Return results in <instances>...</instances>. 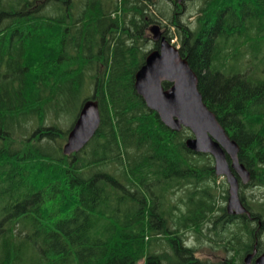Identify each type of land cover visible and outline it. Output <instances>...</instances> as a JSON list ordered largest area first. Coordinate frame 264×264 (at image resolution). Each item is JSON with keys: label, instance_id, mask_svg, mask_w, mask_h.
<instances>
[{"label": "trees", "instance_id": "trees-1", "mask_svg": "<svg viewBox=\"0 0 264 264\" xmlns=\"http://www.w3.org/2000/svg\"><path fill=\"white\" fill-rule=\"evenodd\" d=\"M194 1L0 0V264H206L201 246L243 264L254 251L264 197L244 187L251 217L229 216L212 156L135 89L159 24L264 188V0H197L186 14ZM91 98L96 136L65 155Z\"/></svg>", "mask_w": 264, "mask_h": 264}, {"label": "water", "instance_id": "water-1", "mask_svg": "<svg viewBox=\"0 0 264 264\" xmlns=\"http://www.w3.org/2000/svg\"><path fill=\"white\" fill-rule=\"evenodd\" d=\"M148 31L159 47L149 53L135 76L137 93L149 109L157 112L167 127L174 131H181L185 127L192 132L193 137L186 142L190 150L213 157L216 175L226 177L229 185L228 214L250 216L239 191L240 180L248 184L251 173L239 160L238 143L231 139L217 115L204 102L199 90V78L179 49L163 36L159 25H152ZM164 83L171 86L165 89ZM100 124L99 103L95 99L87 100L68 135L63 147L64 154L71 155L85 148L96 135ZM255 255L256 249L245 258V264H252ZM256 264H264V253Z\"/></svg>", "mask_w": 264, "mask_h": 264}, {"label": "rangeland", "instance_id": "rangeland-1", "mask_svg": "<svg viewBox=\"0 0 264 264\" xmlns=\"http://www.w3.org/2000/svg\"><path fill=\"white\" fill-rule=\"evenodd\" d=\"M193 2H191L192 4ZM191 4H188L189 6L187 7L188 10H187V13L186 14H194L196 13L197 11V5L199 4L197 2V0L194 1V3L191 5ZM176 39V37H175ZM178 45V39H176L175 41ZM179 46V45H178ZM74 117H73V114H70L69 116V120H67L66 122V125H65V129H69L71 124H72V121H73ZM224 181H226V179L222 178ZM222 180V181H223ZM225 189H228V184L226 182V188ZM244 191H245V194L246 196L249 198V197H255V198H262L264 197V188H258V187H245L244 188ZM225 206H226V203H225ZM262 238L264 240V233L262 235ZM193 240V238H192ZM195 242V241H194ZM198 256L200 257V259L203 261V262H206V264H220L221 261H224L225 257H226V253L223 252L221 249L219 250H214L210 247H206V246H201L199 251H198ZM139 264H143V262H140Z\"/></svg>", "mask_w": 264, "mask_h": 264}, {"label": "flooded vegetation", "instance_id": "flooded-vegetation-1", "mask_svg": "<svg viewBox=\"0 0 264 264\" xmlns=\"http://www.w3.org/2000/svg\"><path fill=\"white\" fill-rule=\"evenodd\" d=\"M255 187H258V186H255ZM258 188H262V187H258ZM256 222V224H257V227L259 228L258 230H257V232H259L260 234H259V237H257V239H256V244H255V248H256V255L253 257V259H252V264H256V260L260 257V256H262V254L264 253V240H263V238H262V235H263V233H264V230H261V228H262V222H260L259 220H257V221H255ZM259 224V225H258ZM262 225V226H261ZM261 241L262 243H263V246H262V248H258V245H259V242ZM259 249V250H258ZM260 251V252H259ZM243 264H245L244 262H243Z\"/></svg>", "mask_w": 264, "mask_h": 264}, {"label": "bare ground", "instance_id": "bare-ground-1", "mask_svg": "<svg viewBox=\"0 0 264 264\" xmlns=\"http://www.w3.org/2000/svg\"><path fill=\"white\" fill-rule=\"evenodd\" d=\"M184 2V1H183ZM172 3V2H171ZM181 3V2H180ZM150 4V3H149ZM93 6V5H92ZM183 6H185L184 4H183ZM96 8V7H95ZM94 8V9H95ZM90 11V10H89ZM92 11V10H91ZM94 11V10H93ZM96 12V11H95ZM94 13V12H93ZM96 15H97V13H96ZM99 16V15H98ZM97 17V16H96ZM95 19V18H94ZM73 21V20H72ZM118 24V23H117ZM119 25V24H118ZM104 27H105V25H104ZM169 27V26H168ZM174 27V26H173ZM148 32V31H147ZM173 33V32H172ZM174 37H175V35H174ZM197 70V69H196ZM35 86H38V85H35ZM36 89V88H35ZM41 90V89H40ZM38 95V94H37ZM37 98H38V96H37ZM31 99V98H30ZM98 102V101H97ZM47 112V111H46ZM46 114V113H45ZM96 136V135H95ZM94 138V137H93ZM258 147V146H257ZM254 151V150H253ZM253 153V152H252ZM262 220V219H261ZM253 222V221H252ZM259 225V224H258ZM262 226V225H261ZM259 229V228H258ZM260 232V231H259ZM257 233V232H256ZM258 234V233H257ZM259 237V236H258ZM256 239V238H255ZM259 242V241H258ZM254 243H256V242H254ZM260 243V242H259ZM260 245V244H259ZM260 249V248H259ZM258 249V250H259ZM252 252V251H251ZM260 252V251H259ZM247 255V254H246Z\"/></svg>", "mask_w": 264, "mask_h": 264}]
</instances>
